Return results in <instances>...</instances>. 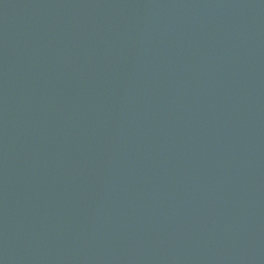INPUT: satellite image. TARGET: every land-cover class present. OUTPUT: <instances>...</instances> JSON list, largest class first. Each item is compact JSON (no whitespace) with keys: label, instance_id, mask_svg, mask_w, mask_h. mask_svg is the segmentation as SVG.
Listing matches in <instances>:
<instances>
[{"label":"water","instance_id":"95a60500","mask_svg":"<svg viewBox=\"0 0 264 264\" xmlns=\"http://www.w3.org/2000/svg\"><path fill=\"white\" fill-rule=\"evenodd\" d=\"M0 264H264V0H0Z\"/></svg>","mask_w":264,"mask_h":264}]
</instances>
